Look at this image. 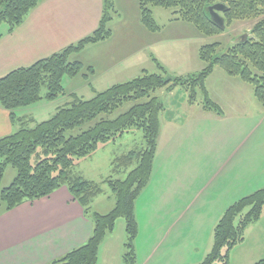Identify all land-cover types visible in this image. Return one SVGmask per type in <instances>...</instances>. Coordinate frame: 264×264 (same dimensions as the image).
Here are the masks:
<instances>
[{
  "label": "crops",
  "instance_id": "obj_1",
  "mask_svg": "<svg viewBox=\"0 0 264 264\" xmlns=\"http://www.w3.org/2000/svg\"><path fill=\"white\" fill-rule=\"evenodd\" d=\"M135 2L134 22L123 23L124 31L112 27L109 37L71 55L70 60L80 61L88 69L83 76L93 94L135 78L144 70L153 72V59L165 65L166 47L191 41L178 30L172 37V26L181 31L194 25L174 20L172 14L161 13L158 8L152 11L156 23L171 27V31L167 37H154L141 22L138 0ZM63 3L57 8L56 0H38L19 25L11 30L8 26L7 36L0 34V77L49 57L95 30L102 0ZM131 26L135 28L131 30ZM250 26L249 22L239 24L238 37L232 43L243 34L249 36ZM200 36L194 29L192 39ZM200 46H194L197 53ZM84 50L90 55L82 62L77 58ZM192 65L196 72L204 67L195 60ZM85 84L82 87L86 88ZM246 90L207 89L220 113L199 102L190 104L187 93L182 102L164 103L152 174L135 202L136 264L199 263L211 248L214 226L226 208L264 186V107L252 99L253 89L250 93ZM19 112L15 110L17 118L39 121ZM18 127L19 122L11 121L9 111L0 106V137ZM77 173L87 179L82 172ZM87 180L101 183L102 188L93 198L91 210L109 212L115 199L109 187L103 188V184L108 186L105 179ZM92 228L90 217L65 186L7 211L1 207L0 264H50L85 243ZM124 241V220L118 219L100 245L97 264H123ZM261 259L264 213L247 228L244 240L232 248L228 264H254Z\"/></svg>",
  "mask_w": 264,
  "mask_h": 264
},
{
  "label": "trees",
  "instance_id": "obj_2",
  "mask_svg": "<svg viewBox=\"0 0 264 264\" xmlns=\"http://www.w3.org/2000/svg\"><path fill=\"white\" fill-rule=\"evenodd\" d=\"M38 0H0V23L9 29L19 25ZM222 3L227 9L218 14L225 28L214 22L210 8ZM140 18L150 31L159 29L153 17L154 8L171 10L174 20L191 23L203 36L220 34L234 21L251 24L249 36L232 43L225 52L220 44L208 43L198 49L204 67L187 76H172L153 59L157 71L146 70L130 80L94 92L89 99L69 93L71 100L57 107L47 119L34 121L17 118L15 110L41 99L53 101L66 94L64 76L74 77L83 68L73 53L86 45L101 41L111 34L109 23L116 15L114 0H102V13L95 30L49 57L27 67L13 69L0 77V106L8 110L11 121L19 122L12 133L0 137V181L5 167L12 166L16 175L11 184L0 188L4 210L20 203L50 195L65 186L84 208L92 221V232L85 243L50 264H97L98 250L118 219L124 220L123 264H136L134 240L138 232L135 202L148 184L160 132V115L164 102L155 93L171 92L183 87L190 104L199 102L204 108L220 113V106L208 96L205 82L218 66L228 76L238 77L253 86L254 96L264 107V0H138ZM42 87L45 93L41 94ZM131 106L114 118L117 109ZM138 130L142 134L140 148L116 157L113 173L124 178H106L114 196L113 208L100 214L91 210L94 197L102 192L101 183L87 180L74 167L80 159L91 156L100 146ZM264 213V186L238 199L226 208L213 229L212 245L197 264H228L229 253L240 244L246 230ZM254 264H264L259 260Z\"/></svg>",
  "mask_w": 264,
  "mask_h": 264
},
{
  "label": "rangeland",
  "instance_id": "obj_3",
  "mask_svg": "<svg viewBox=\"0 0 264 264\" xmlns=\"http://www.w3.org/2000/svg\"><path fill=\"white\" fill-rule=\"evenodd\" d=\"M57 4L56 7L59 8L64 1L67 0H56ZM132 2L133 0H114V8L116 10V15L109 23L110 29L113 27L117 32L124 31L123 23L129 21L130 23L134 22L133 12H132ZM134 3L135 0H134ZM158 11H167L171 14V10H163L162 8H158ZM119 11V13H118ZM137 13V10H136ZM157 13V12H155ZM121 15L122 18H118L117 15ZM176 22V21H174ZM241 23H248L244 21H234L227 29H225L220 34L212 35V36H200L199 39H192L191 37L194 33V28H188L179 30L180 28H175L172 26V37H176L177 30L182 34V36H186L187 38L190 37V42L181 45L182 43H173L171 46L166 47V51L163 50V58L162 62L165 64L163 67L166 71L172 76H187L189 74H194L196 69H193V61L195 60L196 63H201V60L198 59L197 50H194V46L199 47L200 45L208 44L217 42L220 44L219 52H225L226 49L232 44V40H236L238 37V31H236V27ZM191 24V23H190ZM132 25V24H131ZM135 25V24H134ZM192 25V24H191ZM245 26V24H244ZM193 27V26H192ZM135 28L134 26H131ZM8 31V24L5 22L0 23V34L7 36ZM171 31V27L159 26V29L156 30L154 33V37H167L169 36ZM193 32V33H192ZM4 36V37H5ZM171 51V54H169ZM90 55L89 51L84 50L78 55L77 59H80L82 62H85L87 57ZM72 56H70V59ZM153 72L157 71L156 65L153 63ZM187 68V69H185ZM184 69V70H183ZM175 70V71H172ZM177 70H183L182 73L177 72ZM190 70V71H187ZM85 73L88 74V69L83 66L82 70L79 74L76 75V78L64 76L62 78V85L65 89L66 94L60 95L57 100L48 101L46 99H41L31 105L16 109L17 111L20 110V114H29L34 116L36 120H44L49 118L54 112L57 106H62L65 103L71 100V96L69 92H75L78 97L82 99H89L94 94L91 92V89L87 88V84H85L86 77L83 76ZM226 79V80H225ZM85 84L86 88L82 85ZM76 86H81L80 89H75ZM206 89H247L250 93L249 89H253V86L250 83L242 81L238 77L228 76L226 72L216 66L212 73L208 76L205 82ZM174 94H169L167 92L164 93V90L157 91L155 95H157L160 99L163 100L164 103L173 102L174 100L177 102H182V98L186 96V91L183 87H177ZM103 90V89H102ZM163 93H162V92ZM45 93V87H42L41 94ZM166 94V95H164ZM252 99L258 102L257 99L252 95ZM173 100V101H172ZM259 103V102H258ZM49 106V107H48ZM131 106V103H126L119 109H117L113 114L110 115V118H114L119 114L126 111ZM51 110V111H50ZM166 115V114H165ZM142 134L138 130H133L128 134H124L122 137L117 138L115 141H111L103 146H100L97 151H95L91 156L85 157L80 159L76 166L74 167L75 172H82L84 176L93 179H106V178H124L125 173H113L112 171V161L121 155L127 154L132 150H136L140 148L142 144ZM1 161V159H0ZM16 175V170L7 165L5 167L2 179L0 181V188H5L11 184L14 177ZM106 184H103V188H107ZM4 207V204L0 202V208ZM95 212V210H93ZM262 260V259H261ZM259 261V260H258Z\"/></svg>",
  "mask_w": 264,
  "mask_h": 264
},
{
  "label": "water",
  "instance_id": "obj_4",
  "mask_svg": "<svg viewBox=\"0 0 264 264\" xmlns=\"http://www.w3.org/2000/svg\"><path fill=\"white\" fill-rule=\"evenodd\" d=\"M226 9H227V7L222 3L214 4L210 8V13L213 17L214 22L217 23L218 25H220V27L223 29L225 28L224 19L218 13L224 12V11H226ZM246 38H247V34H243L241 37V40L245 41Z\"/></svg>",
  "mask_w": 264,
  "mask_h": 264
}]
</instances>
